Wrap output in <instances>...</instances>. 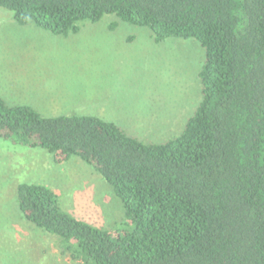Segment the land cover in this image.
I'll list each match as a JSON object with an SVG mask.
<instances>
[{"label": "trees", "instance_id": "16d2710c", "mask_svg": "<svg viewBox=\"0 0 264 264\" xmlns=\"http://www.w3.org/2000/svg\"><path fill=\"white\" fill-rule=\"evenodd\" d=\"M0 8L57 35L115 14L150 28L157 42L194 38L205 50L202 99L164 142L0 96V137L42 147L56 162L77 156L95 166L127 219L95 226L65 211L52 188L20 183L28 221L84 264H264V0H0Z\"/></svg>", "mask_w": 264, "mask_h": 264}, {"label": "rangeland", "instance_id": "374dc122", "mask_svg": "<svg viewBox=\"0 0 264 264\" xmlns=\"http://www.w3.org/2000/svg\"><path fill=\"white\" fill-rule=\"evenodd\" d=\"M114 26V27H112ZM205 50L194 38L157 42L148 27L115 14L57 35L21 25L0 8V96L44 116L95 115L145 142L178 135L202 99ZM20 183L52 188L73 216L112 230L127 221L112 185L77 156L56 162L42 147L0 137V264H84L62 252V238L28 221Z\"/></svg>", "mask_w": 264, "mask_h": 264}]
</instances>
